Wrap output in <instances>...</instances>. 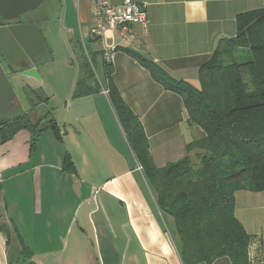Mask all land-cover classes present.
Wrapping results in <instances>:
<instances>
[{
    "label": "crops",
    "instance_id": "obj_1",
    "mask_svg": "<svg viewBox=\"0 0 264 264\" xmlns=\"http://www.w3.org/2000/svg\"><path fill=\"white\" fill-rule=\"evenodd\" d=\"M51 1L60 30L69 35L64 66L74 70L67 86L64 73L48 77L56 48L45 42L47 60L39 56L36 67L44 80L55 81L47 107L61 140L47 129L30 151V134L22 129L0 142V233L7 260L19 264L10 253L18 257L25 246L33 264H182L174 220L158 207L109 98L102 44L90 36V0ZM138 1L146 8L147 30L134 25L124 41L107 32L108 42L118 41L107 63L122 100L143 126L154 164L162 167L185 156V146L205 133L188 125L182 98L126 49L199 89V67L220 39L235 36L236 15L262 8L264 0ZM84 60L93 77L85 78L88 92L74 96L76 82L86 76ZM66 153L72 169L64 168ZM234 215L252 237L253 263L264 237V190L236 191Z\"/></svg>",
    "mask_w": 264,
    "mask_h": 264
},
{
    "label": "trees",
    "instance_id": "obj_2",
    "mask_svg": "<svg viewBox=\"0 0 264 264\" xmlns=\"http://www.w3.org/2000/svg\"><path fill=\"white\" fill-rule=\"evenodd\" d=\"M235 22V36L220 39L199 67V89L175 80L152 61L126 49L156 82L182 98L188 125H198L205 133L185 146V156L162 167L154 164L143 126L122 100L111 66L103 60L108 95L128 143L156 193L158 207L174 220L182 264H211L221 257H227L230 264H264V237L251 263L252 237L234 215L236 191L264 190V6L237 14ZM243 49L251 58L237 62L235 53ZM83 69L86 76L76 82L74 96L88 92L85 78L90 80L93 75L85 60ZM24 93L30 106L27 111L9 117L3 116L9 113L0 114V142L22 129L30 134V151L47 129L61 140L47 107L49 96L28 87ZM71 166L66 153L64 168ZM30 254L24 246L16 261L33 264Z\"/></svg>",
    "mask_w": 264,
    "mask_h": 264
},
{
    "label": "water",
    "instance_id": "obj_3",
    "mask_svg": "<svg viewBox=\"0 0 264 264\" xmlns=\"http://www.w3.org/2000/svg\"><path fill=\"white\" fill-rule=\"evenodd\" d=\"M42 1L0 0V114L8 113L16 99L25 102V111L30 108L24 88L44 92L45 81L36 65L46 53L45 40L37 22L21 20Z\"/></svg>",
    "mask_w": 264,
    "mask_h": 264
},
{
    "label": "built area",
    "instance_id": "obj_4",
    "mask_svg": "<svg viewBox=\"0 0 264 264\" xmlns=\"http://www.w3.org/2000/svg\"><path fill=\"white\" fill-rule=\"evenodd\" d=\"M91 28L90 36L102 44V58L111 62L116 51L118 41L108 42L107 32L117 33L119 41H124L131 35L132 27L139 25L145 32L148 27V18L145 5L138 0H122L113 5L109 0H90ZM112 39V36H111ZM6 240L0 233V264L10 263L7 260L4 246Z\"/></svg>",
    "mask_w": 264,
    "mask_h": 264
},
{
    "label": "rangeland",
    "instance_id": "obj_5",
    "mask_svg": "<svg viewBox=\"0 0 264 264\" xmlns=\"http://www.w3.org/2000/svg\"><path fill=\"white\" fill-rule=\"evenodd\" d=\"M52 5H54V2H52L51 0H43L40 6L38 7V10L35 11V13H38L36 16L40 17V20H42L41 30H42V34L45 39V42L47 43L48 46L53 45V47L56 48L55 50L56 62L51 64L50 69H49L50 75H48V77H52V76L55 77V76H59L61 73H64L65 75L69 77L68 80L66 78L65 86H67V84H69L70 82V77L74 70L73 68H70V67L66 68L64 66V62L67 61L68 57H70L69 52H68V43H67V36L69 35L60 30L61 28H60V23L57 18V13L51 10ZM28 18H31V17L28 16ZM250 58L251 56L247 49H243L235 53V60L237 62H245L247 60H250ZM42 59L47 60V55L46 54L42 55ZM44 81H45L43 84L44 92L46 94L50 92L51 94L53 92L52 88H53L55 81H50V82H47L48 80L47 81L44 80ZM21 99L24 100L22 96H21ZM20 102L18 106H14L8 112L9 114L3 115V116L9 117L8 115L13 116L20 112L25 111L24 110L26 108L25 102L23 101L22 103ZM49 106H51V104H49ZM172 237H173V240L176 242V244H178L179 246V241L176 235H174V233L172 234ZM10 254H12V258L16 257V260H17L18 258L17 256H15L13 253H10ZM10 254L8 253V256H10Z\"/></svg>",
    "mask_w": 264,
    "mask_h": 264
},
{
    "label": "flooded vegetation",
    "instance_id": "obj_6",
    "mask_svg": "<svg viewBox=\"0 0 264 264\" xmlns=\"http://www.w3.org/2000/svg\"><path fill=\"white\" fill-rule=\"evenodd\" d=\"M38 10V8L37 9H35V10H33V11H30V12H27L26 14H24V15H28V16H30L31 18H29V19H25V17L26 16H23L22 15V18H21V20L22 21H33V22H37V23H39V21L41 22V20H40V17H37L36 15L38 14V13H35V11H37ZM6 22H4V24H5Z\"/></svg>",
    "mask_w": 264,
    "mask_h": 264
}]
</instances>
